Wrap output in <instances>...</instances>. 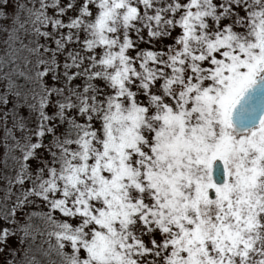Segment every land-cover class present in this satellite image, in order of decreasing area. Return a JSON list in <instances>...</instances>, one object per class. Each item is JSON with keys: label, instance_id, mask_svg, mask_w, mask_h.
I'll return each instance as SVG.
<instances>
[{"label": "snow or ice", "instance_id": "1", "mask_svg": "<svg viewBox=\"0 0 264 264\" xmlns=\"http://www.w3.org/2000/svg\"><path fill=\"white\" fill-rule=\"evenodd\" d=\"M0 264H264V0H0Z\"/></svg>", "mask_w": 264, "mask_h": 264}]
</instances>
